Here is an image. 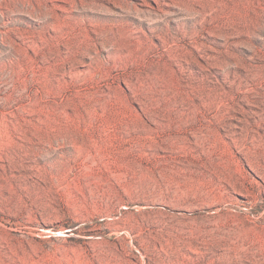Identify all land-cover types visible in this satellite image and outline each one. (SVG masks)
Instances as JSON below:
<instances>
[{
    "label": "rangeland",
    "instance_id": "1",
    "mask_svg": "<svg viewBox=\"0 0 264 264\" xmlns=\"http://www.w3.org/2000/svg\"><path fill=\"white\" fill-rule=\"evenodd\" d=\"M0 264H264V0H0Z\"/></svg>",
    "mask_w": 264,
    "mask_h": 264
},
{
    "label": "bare ground",
    "instance_id": "2",
    "mask_svg": "<svg viewBox=\"0 0 264 264\" xmlns=\"http://www.w3.org/2000/svg\"><path fill=\"white\" fill-rule=\"evenodd\" d=\"M233 185V184H232ZM235 186V185H234ZM241 188H243V185H239Z\"/></svg>",
    "mask_w": 264,
    "mask_h": 264
}]
</instances>
